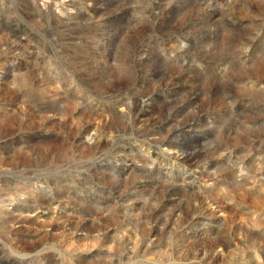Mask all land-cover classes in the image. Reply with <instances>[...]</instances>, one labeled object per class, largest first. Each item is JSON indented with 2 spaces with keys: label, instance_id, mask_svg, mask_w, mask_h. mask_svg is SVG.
I'll return each instance as SVG.
<instances>
[{
  "label": "rangeland",
  "instance_id": "374dc122",
  "mask_svg": "<svg viewBox=\"0 0 264 264\" xmlns=\"http://www.w3.org/2000/svg\"><path fill=\"white\" fill-rule=\"evenodd\" d=\"M0 264H264V0H0Z\"/></svg>",
  "mask_w": 264,
  "mask_h": 264
}]
</instances>
